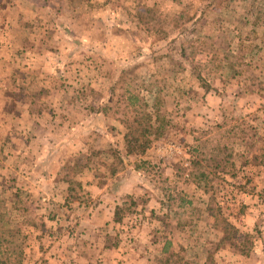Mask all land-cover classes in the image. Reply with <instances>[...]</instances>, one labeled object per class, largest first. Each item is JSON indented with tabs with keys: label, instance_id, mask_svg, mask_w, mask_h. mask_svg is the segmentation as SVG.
Here are the masks:
<instances>
[{
	"label": "rangeland",
	"instance_id": "obj_1",
	"mask_svg": "<svg viewBox=\"0 0 264 264\" xmlns=\"http://www.w3.org/2000/svg\"><path fill=\"white\" fill-rule=\"evenodd\" d=\"M0 28L2 258L111 264L54 250L83 232L88 179L133 168L114 215L156 203V264H264V0H1ZM132 94L149 142L126 155Z\"/></svg>",
	"mask_w": 264,
	"mask_h": 264
},
{
	"label": "crops",
	"instance_id": "obj_2",
	"mask_svg": "<svg viewBox=\"0 0 264 264\" xmlns=\"http://www.w3.org/2000/svg\"><path fill=\"white\" fill-rule=\"evenodd\" d=\"M159 149L161 150V147L157 148V150ZM163 151H165L164 148ZM158 154L159 157L165 155L164 152H158ZM126 171H124L126 173L124 177L122 171L115 174V185L102 184L99 186L94 184L92 179H88L90 182H87L86 186H82V188L85 187L83 193L86 196L84 199L79 198L80 201L76 202V204L79 209L83 208L85 210L84 217L82 218L81 216L82 223H80V225L84 226L82 228L83 232L79 234V238L77 237L78 240H75V237L73 239L71 235L68 236L69 240L73 241L72 246L64 249V246L61 245L59 250H54L55 252L59 251L55 256L65 258L68 255H77V258H81V256L88 254V249L91 251L97 248L99 251L101 250L100 254L97 253V256L105 255V260L111 264H156L155 252L163 254L162 249L168 241L167 237L159 241L154 235L158 233L157 227L153 228L154 226L151 225V223H156L157 220L156 203L154 205L151 204V199L146 200L147 203L144 205L143 214L140 215L141 221L135 227H132V221L127 222L129 217L127 221L125 218H121V220L114 219V208L118 204L117 201L120 197L124 195L137 196L142 190L136 184L139 171L136 172L133 168H129ZM77 221H80V218ZM125 221L126 226L123 227ZM160 229L164 228L161 227ZM111 236L114 237L116 242L107 243V239ZM80 237L86 239L81 240L83 245L81 248L76 246L77 244L80 245L78 242ZM257 255L261 256L259 252H257ZM262 257L264 258V254H262ZM247 258L248 255L243 256V261ZM57 261L60 264H75L68 261ZM84 262L86 260L78 264H87Z\"/></svg>",
	"mask_w": 264,
	"mask_h": 264
},
{
	"label": "trees",
	"instance_id": "obj_3",
	"mask_svg": "<svg viewBox=\"0 0 264 264\" xmlns=\"http://www.w3.org/2000/svg\"><path fill=\"white\" fill-rule=\"evenodd\" d=\"M256 19H262L261 16H257ZM129 100V108L127 110L128 114L131 116L130 119L124 120L125 132H123V147L126 149V155L130 152L134 151V145L139 142L138 148L143 151L144 148L148 145L149 139L147 138L149 135V127H150V115L147 110V104L143 101L138 102V96L136 94H132L127 98ZM118 154L120 152L117 151ZM122 157L121 155H119ZM122 159V158H120ZM114 172V171H113ZM202 173V172H201ZM203 174V173H202ZM119 212V213H118ZM121 216V210L115 212L114 219L118 220ZM223 235L221 237V241L228 240L229 236L231 238L235 235V227L230 224L228 221L223 222ZM248 236L247 234L245 235ZM230 238V244L233 243V240ZM246 241L242 242V247L239 249V253L242 255H248L250 252V248H246L244 245ZM170 246V241L168 240L163 249L162 253H165ZM173 254H169L166 257V260H169ZM179 260H174L177 263ZM173 262V263H174ZM174 263V264H175ZM0 264H24L22 257H18L17 259L10 261L9 257L2 258L0 256ZM167 264V263H165ZM171 264V263H170ZM206 264V263H204Z\"/></svg>",
	"mask_w": 264,
	"mask_h": 264
},
{
	"label": "built area",
	"instance_id": "obj_4",
	"mask_svg": "<svg viewBox=\"0 0 264 264\" xmlns=\"http://www.w3.org/2000/svg\"><path fill=\"white\" fill-rule=\"evenodd\" d=\"M1 1V0H0ZM0 31H1V28H0Z\"/></svg>",
	"mask_w": 264,
	"mask_h": 264
}]
</instances>
